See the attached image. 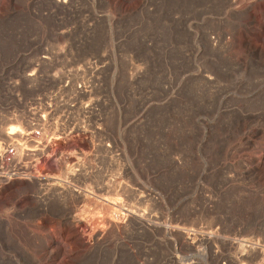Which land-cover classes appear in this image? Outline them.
I'll return each instance as SVG.
<instances>
[{
  "label": "rangeland",
  "instance_id": "rangeland-1",
  "mask_svg": "<svg viewBox=\"0 0 264 264\" xmlns=\"http://www.w3.org/2000/svg\"><path fill=\"white\" fill-rule=\"evenodd\" d=\"M69 30L152 67L125 113L127 190L74 214L42 212L33 182L1 188L0 264H188L184 226L264 235V0H0V72Z\"/></svg>",
  "mask_w": 264,
  "mask_h": 264
},
{
  "label": "built area",
  "instance_id": "built-area-1",
  "mask_svg": "<svg viewBox=\"0 0 264 264\" xmlns=\"http://www.w3.org/2000/svg\"><path fill=\"white\" fill-rule=\"evenodd\" d=\"M59 34L57 40H33L0 72V133L6 135L0 138V189L33 182L42 212L57 206L79 214L93 210L95 197L125 195V113L128 101L153 97L152 67L139 46L94 48L90 32ZM69 146L70 161L59 172L47 170ZM181 230L192 246L188 264H200L196 257L215 264H264L261 233L246 234L224 222Z\"/></svg>",
  "mask_w": 264,
  "mask_h": 264
},
{
  "label": "bare ground",
  "instance_id": "bare-ground-1",
  "mask_svg": "<svg viewBox=\"0 0 264 264\" xmlns=\"http://www.w3.org/2000/svg\"><path fill=\"white\" fill-rule=\"evenodd\" d=\"M0 138H6V135L4 133H0Z\"/></svg>",
  "mask_w": 264,
  "mask_h": 264
}]
</instances>
